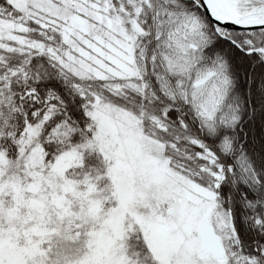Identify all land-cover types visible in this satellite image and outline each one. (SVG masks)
<instances>
[{
	"label": "snow or ice",
	"instance_id": "1",
	"mask_svg": "<svg viewBox=\"0 0 264 264\" xmlns=\"http://www.w3.org/2000/svg\"><path fill=\"white\" fill-rule=\"evenodd\" d=\"M0 264H264V0H0Z\"/></svg>",
	"mask_w": 264,
	"mask_h": 264
}]
</instances>
